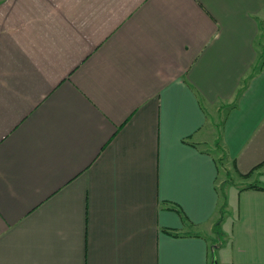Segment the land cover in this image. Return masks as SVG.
I'll list each match as a JSON object with an SVG mask.
<instances>
[{
  "label": "crops",
  "instance_id": "crops-1",
  "mask_svg": "<svg viewBox=\"0 0 264 264\" xmlns=\"http://www.w3.org/2000/svg\"><path fill=\"white\" fill-rule=\"evenodd\" d=\"M0 264H264V0H0Z\"/></svg>",
  "mask_w": 264,
  "mask_h": 264
},
{
  "label": "rangeland",
  "instance_id": "rangeland-1",
  "mask_svg": "<svg viewBox=\"0 0 264 264\" xmlns=\"http://www.w3.org/2000/svg\"><path fill=\"white\" fill-rule=\"evenodd\" d=\"M223 113H222V109H221V111L219 110V112H218V116H217V121L221 118V115H222ZM223 174V173H222ZM221 179H222V181H219L220 182V184H224L225 186H223L222 188H220V191L222 192V193H227V194H232V192H234V188H233V186L235 185L233 182H234V180H233V178L228 174H226L225 175V173L223 174V175H221ZM217 242V240H213V242Z\"/></svg>",
  "mask_w": 264,
  "mask_h": 264
},
{
  "label": "trees",
  "instance_id": "trees-1",
  "mask_svg": "<svg viewBox=\"0 0 264 264\" xmlns=\"http://www.w3.org/2000/svg\"><path fill=\"white\" fill-rule=\"evenodd\" d=\"M220 159H221V158H219V160H220ZM248 173H249V172H246L245 175L248 174ZM213 231H214V233H215V235H216V237H215L214 240L219 241L220 238H221V231H220V229H219L218 222L214 225V227H213Z\"/></svg>",
  "mask_w": 264,
  "mask_h": 264
}]
</instances>
